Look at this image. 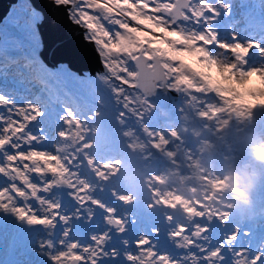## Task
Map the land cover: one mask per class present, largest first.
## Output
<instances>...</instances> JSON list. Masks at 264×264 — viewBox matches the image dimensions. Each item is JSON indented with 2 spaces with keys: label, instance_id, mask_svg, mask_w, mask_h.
<instances>
[{
  "label": "rangeland",
  "instance_id": "obj_1",
  "mask_svg": "<svg viewBox=\"0 0 264 264\" xmlns=\"http://www.w3.org/2000/svg\"><path fill=\"white\" fill-rule=\"evenodd\" d=\"M50 1L76 26L79 41L104 68L96 66L92 74L86 57L70 62L58 55L57 39L42 34V17L32 0L5 1L6 14L0 19V264H137L139 260L142 264H205L196 242L181 250L180 240L164 233L165 248L176 252L169 255L154 251L157 244L139 225L134 229L137 234L128 233L134 240L130 245L123 238L126 230L101 229L92 223L97 202L85 185L80 161L89 163L94 183L103 175L95 174L92 148L101 150L102 160L97 162L101 168L108 165L105 158L113 156V164L130 166L128 151L118 144L119 131L127 136L130 126L123 121L117 127L114 120L120 119L125 107L131 112L134 106L149 108L157 114L156 105L132 89L135 74L128 63L132 49L158 53L167 86L186 90L197 118L204 116L198 105L200 110L215 112L217 125L226 134V151L221 155L224 171L235 170L225 164L241 152L243 164L254 161L251 171H257V179L248 184L242 177L239 185L244 192L233 183L219 191L222 195L227 189L229 199L211 224L220 228L225 244L217 234L203 230L205 237L199 243L211 256L221 254L206 264H264V0H189L184 20L176 25L159 13L172 0H153L159 5L141 0H78L75 10V0ZM91 3L107 18L108 27L93 16L101 33L86 23L91 21ZM240 10L244 12L239 14ZM151 33L161 38L150 39ZM257 35L261 36L258 42ZM104 49L115 52L118 59L114 54L108 60L112 55L103 54ZM134 95L137 102L126 106ZM206 95L210 97L203 98ZM205 99L207 103H201ZM225 116L234 119L235 127ZM52 174H57L64 196L61 209L49 194ZM6 185L14 186L18 196L10 195ZM219 209H203L202 222ZM140 214L167 219L154 206ZM107 215L112 218L113 211ZM129 222L128 228H134ZM110 230L111 235L104 237ZM9 236L15 240L11 250L6 247ZM237 238L239 248L230 247ZM246 244L252 247L250 253ZM190 254L197 260L192 262Z\"/></svg>",
  "mask_w": 264,
  "mask_h": 264
},
{
  "label": "water",
  "instance_id": "obj_2",
  "mask_svg": "<svg viewBox=\"0 0 264 264\" xmlns=\"http://www.w3.org/2000/svg\"><path fill=\"white\" fill-rule=\"evenodd\" d=\"M5 1L0 0V19L6 14ZM32 2L33 6L41 12L43 18L42 34L54 35L57 39L55 49L58 55L69 61H75L77 57L81 59L86 57L87 60L98 63L96 59L91 58L89 49L79 41L75 27L68 22L66 16L60 13L50 0H33ZM188 2V0H177L174 7L167 13H171L173 23L182 20L181 10L188 6ZM145 63L146 58L142 55H138L132 61L137 69L134 90L145 95L149 101L158 100L162 109L168 108L171 103L177 101L178 91H171L166 88V77L157 58H152V69L146 67ZM159 82L161 83L160 88L156 86ZM117 123L116 121L115 124ZM204 151L210 152V149L205 147ZM238 167L242 173L249 177V169H242L240 163H238Z\"/></svg>",
  "mask_w": 264,
  "mask_h": 264
},
{
  "label": "built area",
  "instance_id": "obj_3",
  "mask_svg": "<svg viewBox=\"0 0 264 264\" xmlns=\"http://www.w3.org/2000/svg\"><path fill=\"white\" fill-rule=\"evenodd\" d=\"M182 103L187 110L188 99L184 95H182ZM138 130L141 136L144 138L146 144L144 147V152L147 153V168L145 170L147 173L148 171H157L158 164L163 160V158H172V150L170 148L171 140L168 135L169 131L159 122L155 123V126L151 132L146 129L145 123L139 122ZM174 136H176V133H174ZM195 174L196 171H194V175Z\"/></svg>",
  "mask_w": 264,
  "mask_h": 264
},
{
  "label": "flooded vegetation",
  "instance_id": "obj_4",
  "mask_svg": "<svg viewBox=\"0 0 264 264\" xmlns=\"http://www.w3.org/2000/svg\"><path fill=\"white\" fill-rule=\"evenodd\" d=\"M141 2H143L144 4L149 3L150 5H154V3H155V5H159L158 2L153 1V0H141ZM175 2H176V0H172V2H171V4L169 5L168 8L161 7V8H160V11H159V13L162 14L163 16H165L167 19H169L170 22L172 21V20H171V15H170V14H167V13H168V12L170 11V9L174 6ZM90 7H91V10L89 11V13H90V15H91V21L87 20L86 23H88V24H90V26H92L93 31L96 30V28H97V31H99V32L101 33V29L98 28V26H99V25H98V22H99V21H97L95 18H93V16H99L100 18H102V19H99L100 22H102V23L104 22L105 25L108 27V21H107V18L102 17V16H101V15H102L101 12H97V10H96L97 8H96V5H95L94 3H91V4H90ZM185 10H186V9H185ZM185 10L182 11V14H183V20H184V17H185V13H184ZM84 11H88V10H84ZM91 23H92V25H91ZM82 24H83V20L79 19V25H82ZM93 24H94V26H93ZM100 24H101V23H100ZM176 24H177V23H176ZM176 24H174V25H176ZM101 26L103 27V24H102ZM86 32L89 33V31H86ZM107 53H110V55H112V56L108 57V60H109V58L111 59V57H113L114 54L117 56V54H116L115 52H113L112 50H111V51L109 50V51L107 52V50L104 49L103 54H107ZM138 54H143V55L146 57V59H147V60H146V63H145V66H146V67H151V66H152L151 59L154 58V57L157 58V59H159L160 63L162 64V59L159 57L158 53L152 52V53H149V54H145V53L142 52L141 50H138V49L133 50V49H132V51H130V53H129V55H128V57H129V61H128V63L130 64V66H131V68H132V70H133V72H134L135 75H136V71H135L134 65L132 64V60H133ZM116 58L118 59V56H117ZM111 60H112V59H111ZM162 65H163V64H162ZM115 67L117 68V66H115ZM254 172H255V171H254Z\"/></svg>",
  "mask_w": 264,
  "mask_h": 264
},
{
  "label": "bare ground",
  "instance_id": "obj_5",
  "mask_svg": "<svg viewBox=\"0 0 264 264\" xmlns=\"http://www.w3.org/2000/svg\"><path fill=\"white\" fill-rule=\"evenodd\" d=\"M153 39V38H152ZM91 58H93V56H91ZM96 66H100V64L96 63V62H90V65L88 66V68L90 69L91 73L94 74L95 70H96Z\"/></svg>",
  "mask_w": 264,
  "mask_h": 264
},
{
  "label": "trees",
  "instance_id": "obj_6",
  "mask_svg": "<svg viewBox=\"0 0 264 264\" xmlns=\"http://www.w3.org/2000/svg\"><path fill=\"white\" fill-rule=\"evenodd\" d=\"M53 1V0H52ZM39 64L41 65V67H44V65L41 63V61H39ZM38 75V72H36ZM49 75V73L45 74V77H47Z\"/></svg>",
  "mask_w": 264,
  "mask_h": 264
}]
</instances>
